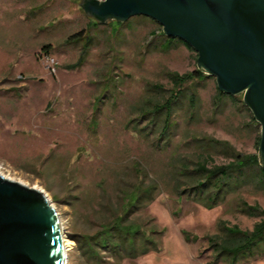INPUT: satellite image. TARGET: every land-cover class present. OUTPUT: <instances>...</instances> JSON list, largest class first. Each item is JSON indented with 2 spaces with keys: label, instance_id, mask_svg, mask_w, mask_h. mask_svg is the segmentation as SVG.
I'll return each instance as SVG.
<instances>
[{
  "label": "rangeland",
  "instance_id": "1",
  "mask_svg": "<svg viewBox=\"0 0 264 264\" xmlns=\"http://www.w3.org/2000/svg\"><path fill=\"white\" fill-rule=\"evenodd\" d=\"M159 33L143 15L97 23L75 0H0V173L44 193L72 244L65 264H264V242L231 261L217 257L208 239L227 237L219 221L244 231L260 220L239 211L241 202L264 210L256 167H244L245 176L213 204L192 194L189 172L200 160L231 163L193 138L225 141L248 156L259 127L241 93L234 103L218 102L206 76L184 85L160 135L162 116L152 103L168 95L171 73L196 69V54L180 41L162 48ZM139 182L153 192L122 221L137 228L134 245L143 250L109 255L107 246L96 248L101 232L124 213L119 204ZM87 242L100 262L88 258Z\"/></svg>",
  "mask_w": 264,
  "mask_h": 264
},
{
  "label": "water",
  "instance_id": "2",
  "mask_svg": "<svg viewBox=\"0 0 264 264\" xmlns=\"http://www.w3.org/2000/svg\"><path fill=\"white\" fill-rule=\"evenodd\" d=\"M75 1L97 23L143 15L186 43L219 92L241 93L259 127L256 158L264 170V0ZM64 260L60 224L44 194L0 175V264Z\"/></svg>",
  "mask_w": 264,
  "mask_h": 264
},
{
  "label": "trees",
  "instance_id": "3",
  "mask_svg": "<svg viewBox=\"0 0 264 264\" xmlns=\"http://www.w3.org/2000/svg\"><path fill=\"white\" fill-rule=\"evenodd\" d=\"M152 20V19H151ZM93 22V21H92ZM114 22V21H113ZM116 24H120L115 22ZM79 33L72 34L68 36L67 39H71L78 35ZM159 35L163 36L161 41V47L166 48L170 46L174 41L181 40L177 38L165 37L162 33ZM188 48H190L186 43L182 42ZM205 75L197 69H194L188 73L177 74L171 73L169 75V80L172 87L168 90V95L162 100V102L152 103V113L162 116V124L160 127V135L166 134V130L169 128V117L172 112V107L178 98L184 97L186 94L183 92L184 85L192 83L195 80H200ZM161 90L158 85H151V89ZM235 95H229L221 93L216 89L215 97L219 101L227 97L232 103L235 102ZM188 105L191 108L195 107L196 100L193 92L187 95ZM242 108L246 111L249 121L254 126H258L257 123L252 118L249 110L243 105L241 101ZM196 145L201 148L204 152H218L223 154L225 157L231 159V163L226 165H211L209 167L205 166L204 160H200L196 163L195 167L191 169L190 174L192 178H196L195 184L192 187V194L197 198H202L207 204H213L222 199L223 195L221 193L228 192L232 190V187L238 183L240 177H244V167L253 165L256 167L255 181L258 186L264 188V170L257 164L256 153L248 156H244L239 152H235L225 141L208 139L204 141H199L200 139L193 138ZM258 142V137H256ZM182 170L185 172V166L182 164ZM201 178L198 180L199 177ZM138 183L134 191H129L126 193L123 199V204H119V208H125L122 215L116 214L110 226L104 228L106 231H102L103 241H98L96 248H105L109 250V255L120 257L123 254H134L136 252L142 251L141 248H137L134 245V239L139 237V232L136 227L129 225H123V216L134 208L144 205L146 200H149L150 194L153 192V186H143ZM210 188H215L212 195H209L208 190ZM130 197L127 202L125 199ZM132 203V204H131ZM240 212L248 216H259L260 220L253 224L251 230L241 231L235 226L227 227L222 223L218 222L219 229L226 232L227 237L223 238L220 243L216 242V236H209V242L214 246L216 250V256L229 257L231 261H235L238 255L243 253H249L258 244L264 242V210L260 209L257 205H247L241 202ZM101 237V236H100ZM108 240V241H107ZM88 258L95 263L100 262V259L96 257V253L93 251L92 247L87 242ZM127 244V246H125ZM105 252V250H103Z\"/></svg>",
  "mask_w": 264,
  "mask_h": 264
},
{
  "label": "bare ground",
  "instance_id": "4",
  "mask_svg": "<svg viewBox=\"0 0 264 264\" xmlns=\"http://www.w3.org/2000/svg\"><path fill=\"white\" fill-rule=\"evenodd\" d=\"M0 175H2L1 173H0ZM4 178H7V179H10V178H8V177H6V176H4V175H2ZM10 180H12V179H10ZM13 181H15V180H13ZM17 182V181H16ZM19 183H21V182H19ZM21 184H23V183H21ZM25 185V184H24ZM30 188H33V189H35V190H38V191H41L40 189H38L37 187H30ZM41 193L42 194H44L42 191H41ZM45 196V195H44ZM45 198H46V196H45ZM47 199V198H46ZM48 200V199H47ZM60 228H61V225H60ZM62 243H63V247H64V254H65V260H64V264H65V262H66V249H67V247L71 244L69 241H67V240H65L63 237H62ZM72 245V244H71ZM69 248V247H68Z\"/></svg>",
  "mask_w": 264,
  "mask_h": 264
}]
</instances>
